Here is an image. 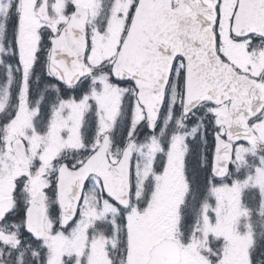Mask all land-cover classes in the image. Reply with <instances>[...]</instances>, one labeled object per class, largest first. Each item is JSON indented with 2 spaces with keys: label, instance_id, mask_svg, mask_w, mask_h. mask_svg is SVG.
Returning <instances> with one entry per match:
<instances>
[{
  "label": "snow or ice",
  "instance_id": "1",
  "mask_svg": "<svg viewBox=\"0 0 264 264\" xmlns=\"http://www.w3.org/2000/svg\"><path fill=\"white\" fill-rule=\"evenodd\" d=\"M0 264H264V0H0Z\"/></svg>",
  "mask_w": 264,
  "mask_h": 264
}]
</instances>
